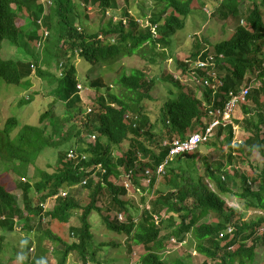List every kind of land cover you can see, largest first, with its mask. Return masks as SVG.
I'll return each instance as SVG.
<instances>
[{
	"label": "trees",
	"instance_id": "obj_1",
	"mask_svg": "<svg viewBox=\"0 0 264 264\" xmlns=\"http://www.w3.org/2000/svg\"><path fill=\"white\" fill-rule=\"evenodd\" d=\"M155 1L161 6L150 14L140 9L130 11L125 6L116 17L110 13L115 0H0V88L13 84L25 89L27 96L17 100L18 107L29 103L34 95L42 96L32 87L33 76L43 82V93H48L47 98L43 97L48 107L36 123L23 124L17 115L0 122V264H6V239L8 233L14 232L17 220L22 221L25 233L35 236L20 253L23 264H53L49 253L56 264H65L70 254L81 264L95 261L100 245L119 243L117 239L95 243L93 231L99 227L90 219L93 212L100 217L105 234L123 236L127 252H131L133 244L141 245L144 251L129 264H189L184 254L164 259L171 238L179 243L190 238L194 250L204 256L200 264H255L256 242L264 243V0H219L221 16H238L232 35L213 44L195 40L196 47L189 50L188 61L176 57L177 66L188 73L189 63L212 55L221 79L215 94L210 87H204L198 97L189 83L171 72L160 77L176 89L170 90L160 110L166 116L161 120V136L153 131L155 124L145 107L146 100L155 98L157 80L145 69L132 68L129 73L122 70L118 77L121 94L105 85L104 91H98L88 103L77 95L82 87L78 86L73 62L76 56L92 63L111 64L149 45L145 50L151 63L157 57H175L171 36L185 25L192 10L204 7L203 0ZM91 11L100 18L94 31H89L81 20ZM24 34L28 44L37 48L38 56L29 47L19 46ZM4 43L21 47L30 58L3 57ZM220 53L225 57L222 62ZM199 72L203 73L201 69ZM254 80L259 81L257 86L251 84ZM103 83L98 77L89 85L99 90ZM243 84L248 91L244 99L236 102L230 115L232 123L219 125L213 136L202 142L214 146L215 140L222 137L228 149L226 162L209 164L202 156L204 165L200 166L194 150L168 161L164 174L156 180L154 170L167 154L163 138H183L204 130L212 119L209 110L222 108L231 98L230 92L237 94ZM58 102L64 107L62 113L55 111ZM254 105L258 109L255 112L251 111ZM232 124L242 125L245 132L234 143ZM12 132L15 133L11 135ZM91 134L96 136L94 143L85 138ZM71 140L74 142L70 148L57 152L55 164L43 170L34 168L45 147ZM125 141L127 148L122 149ZM114 148L121 150L119 157L113 156ZM69 150L78 156L68 157ZM251 155L262 158L261 167L253 165ZM235 157L238 162L233 164ZM245 161L247 169L241 171L239 162ZM147 167L153 172L150 184L139 180L144 179ZM122 174H128L133 191L150 185L151 194L141 196L144 204L140 209L129 197L128 189L118 184ZM229 176L238 180L240 190L234 195L246 199L242 207L229 205L224 197L233 193ZM156 182L159 185L151 192ZM253 183L257 188H252ZM74 185L86 191L80 198L71 192ZM17 190L22 195V206L16 202ZM48 199L53 202L46 209ZM131 208L137 212H130ZM249 210L251 217L245 219L243 215ZM72 217H77L78 222L68 227L74 238L71 242L43 226H63ZM165 220L172 230L162 228ZM30 243L41 255L31 252L34 248Z\"/></svg>",
	"mask_w": 264,
	"mask_h": 264
},
{
	"label": "rangeland",
	"instance_id": "obj_2",
	"mask_svg": "<svg viewBox=\"0 0 264 264\" xmlns=\"http://www.w3.org/2000/svg\"><path fill=\"white\" fill-rule=\"evenodd\" d=\"M42 2L51 3V0H41ZM258 2L260 0H257ZM116 6L110 11V13L114 12V16L119 17L120 12L123 10V7L128 6V9L130 11L134 9H140L141 11L145 12L146 14L150 11L155 9H159L161 6L160 4L156 3L155 0H115ZM219 0H206L203 4L205 7V11H211L212 16H209L208 13L204 11V7L195 8L191 11V13L188 15V17L185 20V25L176 30V32L171 36L172 37V48L174 49L175 57L171 59L170 57H166L165 59H160V57H157L155 59L154 63H151L148 59V50H145L148 48L149 45H144L142 47V50H139L136 53H133L132 55H124L121 56L116 61L112 62L111 64H103V63H92L89 62V60L85 59L84 57H78L76 56L73 60L75 66H76V77L79 81V85H81L82 88H80V91H78L77 95L80 97L83 103H88L90 99H92L95 94L99 91H104L105 85H108L112 87V90L117 93H123V89L120 87L118 83V77L119 74L123 71L126 73H129L132 68H142L145 69L150 77L156 78V85L153 88V93L155 98L153 100H146L145 101V107L148 112V115L151 120L154 122V128L153 131H155L159 136L162 129L161 120L164 119L165 113L161 112L162 104L167 99V96H169L170 90L173 92L176 91V89L173 87V85L168 82L167 80L160 79V77L163 74H166L168 72H171L173 76L178 77L180 81L188 84L190 82V78L188 76L190 73L195 74L196 72L200 71L197 67L198 62H191L188 64V69L186 70L188 73L183 71L179 68L176 64V57L179 58V60H182V58H186L189 55V50L192 48L194 49L196 46L195 44L198 41H210L211 44L214 42H218L221 40H224L228 37H230L233 33V29L237 23L236 18L238 16L234 17L232 14L231 17H228L225 19L223 16H221L218 13V4ZM91 6V5H88ZM87 6V10L90 8ZM217 7V9H216ZM82 8V7H80ZM203 8V9H202ZM84 9H82L83 11ZM87 12V16H82L81 20L83 21V24L86 26V28L89 31H94L97 29V26L100 22V18L94 13ZM219 15V16H218ZM221 16V17H220ZM102 20V19H101ZM145 23H147L145 21ZM146 26L145 24H143ZM197 42H196V41ZM21 43H19V46H23L24 48L29 47V49L33 50L35 54L38 56L37 48H34L32 43L28 44L29 41H27V34H24L21 39ZM25 45V46H24ZM143 50L145 52H143ZM167 50V49H166ZM168 51V50H167ZM1 53L3 57H12V58H19L23 60H28L30 56L27 54L26 50H22L21 47L16 48L13 45L4 43L1 49ZM145 55V56H144ZM198 71H197V70ZM253 77L254 74H251ZM101 77L102 81L104 82V86H101L99 90H97L95 87H91L89 85V82ZM32 87L39 92L42 93V96L40 95H34L32 100L25 104L24 106L18 107L17 100L23 96L26 95V91L22 86L19 85H3L0 88V122L2 123L8 116L11 115H17L18 118H21L19 121L21 123H27V124H33L38 121L39 115L42 111H44V108L48 107V101H46L43 97L48 96V93H43L44 87L43 82H41L37 77L33 76L31 78ZM192 84L190 87L197 92V96H201L202 91V84L197 81H191ZM251 84L253 86H257L259 84V81L254 80ZM189 85V84H188ZM200 86V87H199ZM196 88V89H195ZM45 92V91H44ZM215 93V90L214 92ZM27 96V95H26ZM48 100V99H47ZM251 102V101H250ZM249 104V103H248ZM56 109L55 111L57 113H62L64 111V107L62 106L61 102H58L55 104ZM252 106V104H250ZM255 106V105H254ZM258 109L255 107H252L251 111H257ZM73 111V110H72ZM23 121V122H22ZM48 131L49 128L47 129ZM233 140L232 143L235 141H239L240 136L244 132L243 126L236 124L233 128ZM62 134L65 133V130H61ZM16 132V131H15ZM14 132V133H15ZM13 132L11 135L14 134ZM50 132H48L49 134ZM245 133V132H244ZM243 133V134H244ZM241 134V135H240ZM161 136V135H160ZM87 138V137H85ZM88 139V138H87ZM212 140H215L213 138ZM74 141H69L67 144H61L57 147H45L40 154L37 156L35 162H34V168L39 167L40 169H46L47 166H52L56 163L57 159V152L60 150H65L67 148H70V145ZM216 145L213 146V144L208 143H202L199 145V147L194 151L195 156L198 158L199 165H204L202 156H205L208 160L209 164H213L216 160H221L223 162H226V155L228 152L227 145L225 144V141H223L222 137L215 140ZM122 149L127 148V142L122 143ZM159 149L157 150V152ZM121 155V150L118 148L113 149V156L119 157ZM250 160L253 162L254 166L261 167L262 166V158L257 155H251ZM238 162V157L233 158L232 163ZM245 162H239L240 170H246L248 163ZM33 168V167H31ZM51 167H49V170ZM35 170V169H34ZM34 170L31 172L30 176L34 173ZM239 170V171H240ZM27 178V177H26ZM30 181L31 179L28 178ZM139 180H143L140 178ZM118 184L121 185L120 181ZM228 184L230 188L233 190V193L225 194L224 197L229 203V205L234 206H243V204L246 202V199H241L234 195L236 192H238L240 189L238 188V180L231 176L228 177ZM159 185V182H156L154 186H152L151 192L153 189L157 188ZM141 188V187H140ZM252 188H257V184L253 183ZM71 192L76 198H80L82 195L85 194V189L81 188L80 186L74 185L73 187H70ZM147 189V190H146ZM149 189V190H148ZM128 194L130 198H133L134 203L136 205H139V209L141 208V205L144 204L140 200L142 195L149 196L150 193V185L146 186L145 190H137L133 191L131 189L128 190ZM31 195L34 196L35 193L31 191ZM16 202L19 206H22V195L20 190L16 191ZM53 200L48 199L44 206L46 209H49L52 205ZM130 212H137V210L133 211L131 208L129 210ZM252 211H247L244 213V218L248 219L251 217ZM100 218V217H99ZM98 215L96 212H93V214L90 215V219L93 221L94 225L99 228H95L94 232V241L96 244H99L101 242L110 241L111 239H117L118 245H100L99 249H96V254L94 256L95 261L89 260L87 264H129L130 262H133L138 259L139 255L142 254L144 251L141 245H132L131 252H127L126 249H124L123 244V236L117 235L114 233H110L109 235L105 234V230L103 229L101 223L99 222ZM209 216L206 219L207 220ZM96 219V220H95ZM123 220V217L120 218ZM77 217H72L70 221L63 225H50L49 223L43 225L50 227V229L59 232L63 238H66L69 242H71L74 238L71 235L69 231L70 225L77 224ZM22 221L17 220L14 226V232L8 233L6 242L8 244L9 252L5 251L4 257L6 259V264H23L20 260V253L26 249V244L30 242L31 239L35 240V236H33V233L27 234L25 233L22 225ZM169 227V223L165 220L162 224V228ZM169 230H172L170 228ZM168 230V231H169ZM165 232V231H163ZM123 238V239H122ZM48 241L44 243V246H47ZM190 242V238H186L185 240L179 242L174 241L173 238H171L168 249L164 252L165 256L164 259L167 260L169 258L181 255H185V257L188 259L189 264H200V262L204 259V256L201 254H198L194 248L193 245ZM31 246H33V243H30ZM33 250L31 251L34 254H40V251L37 250L33 246ZM256 261L255 264H264V243L261 240H258L256 242ZM11 252V253H10ZM32 254V255H34ZM51 256V263L56 264L55 257L52 256L51 253H49ZM184 258V257H183ZM65 264H81L80 260L73 254H70ZM236 264V263H235Z\"/></svg>",
	"mask_w": 264,
	"mask_h": 264
},
{
	"label": "built area",
	"instance_id": "obj_3",
	"mask_svg": "<svg viewBox=\"0 0 264 264\" xmlns=\"http://www.w3.org/2000/svg\"><path fill=\"white\" fill-rule=\"evenodd\" d=\"M188 61V60H187ZM197 68L203 71V73L196 72L195 74L188 76L191 81L197 82L199 81L202 86L201 87H211V88H217L218 84H220V81L218 80V73L214 69L215 66V58H213L212 55L208 56L207 59H201L197 60ZM188 82L190 85L192 82ZM198 83V82H197ZM81 87V85H78ZM200 87V86H199ZM248 91V87H242L239 89L237 94H233L230 92L231 98L225 103V105L222 108L217 109H210L209 115L212 117L211 121L208 123V125L204 128L202 131H195L188 133L185 137H173V138H163L162 143L165 147H167V155L163 161H161L156 169L154 170V175L157 179L161 178L162 175L165 172V168L168 164V161H171L174 157H176L179 154L183 153H189L194 150H196L200 143L208 140L211 138L214 134V131L216 127L219 125L227 126L232 123L230 119V115L233 111V108L238 101V99H244L246 96V93ZM203 104H206L205 102ZM236 124H232L233 128ZM234 131V130H233ZM89 142L94 143L96 136L91 134L87 137ZM67 156L70 158H75L78 156V153H76L73 150H69L67 153ZM82 158L87 159L86 155H82ZM145 178H144V184L150 183L151 176H153V172L147 167L144 170ZM125 186L126 189H130V180L128 179V174L122 175V180L120 182ZM136 190H140V187H137ZM230 230V229H229Z\"/></svg>",
	"mask_w": 264,
	"mask_h": 264
},
{
	"label": "clouds",
	"instance_id": "obj_4",
	"mask_svg": "<svg viewBox=\"0 0 264 264\" xmlns=\"http://www.w3.org/2000/svg\"><path fill=\"white\" fill-rule=\"evenodd\" d=\"M89 8L91 9V6H89ZM204 11H205V7H204ZM205 12L208 13L209 16H212L211 11H205ZM224 60H225L224 55L220 53V54H219V62H220V61L222 62V61H224ZM215 63H216V60H215ZM222 74H223V73H222ZM218 75H219V74H218ZM220 76H221V74H220ZM218 80L220 81V84H221V79L218 78ZM218 86H219V84H218ZM209 87H210V86H209ZM242 87H248V86H246L245 84H243V85L240 86L239 89H241ZM210 88H211V87H210ZM217 88H218V87H217ZM217 88H216V89H217ZM202 89H203V87H202ZM216 89H215V88H211L212 93L214 92V90H215V92H216ZM238 91H239V90H238ZM213 94H215V93H213ZM165 138H166V137H165ZM167 152H168V150H167ZM166 155H167V154H166ZM174 158H175V157H174ZM174 158H173V159H174ZM122 175H123V174H122ZM122 175H121L120 180H119L120 182H121V180H122ZM144 178H145V176H144ZM143 180H144V179H143ZM156 180H160V178H159V179L156 178ZM119 181H118V182H119ZM148 184H150V183H148ZM136 191H137V190H136Z\"/></svg>",
	"mask_w": 264,
	"mask_h": 264
}]
</instances>
